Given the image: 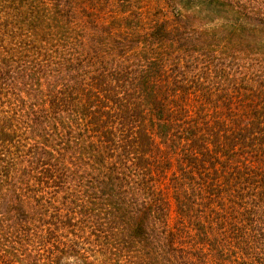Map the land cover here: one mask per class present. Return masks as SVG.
Masks as SVG:
<instances>
[{
    "label": "trees",
    "instance_id": "16d2710c",
    "mask_svg": "<svg viewBox=\"0 0 264 264\" xmlns=\"http://www.w3.org/2000/svg\"><path fill=\"white\" fill-rule=\"evenodd\" d=\"M0 264H264V0H0Z\"/></svg>",
    "mask_w": 264,
    "mask_h": 264
}]
</instances>
